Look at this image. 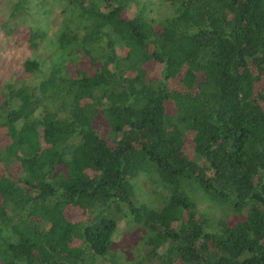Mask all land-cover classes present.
<instances>
[{
  "label": "trees",
  "instance_id": "16d2710c",
  "mask_svg": "<svg viewBox=\"0 0 264 264\" xmlns=\"http://www.w3.org/2000/svg\"><path fill=\"white\" fill-rule=\"evenodd\" d=\"M9 15L8 35L52 48L0 92V264H119L122 221L140 232L129 264H264V0H16Z\"/></svg>",
  "mask_w": 264,
  "mask_h": 264
},
{
  "label": "rangeland",
  "instance_id": "374dc122",
  "mask_svg": "<svg viewBox=\"0 0 264 264\" xmlns=\"http://www.w3.org/2000/svg\"><path fill=\"white\" fill-rule=\"evenodd\" d=\"M16 0H0V92L2 86L6 81L15 79L23 74L22 63L27 58H36L42 61L43 68L48 66L46 55L51 51V44L49 41L43 42L37 49H32L27 46L25 41L22 40V32L26 30L25 25L16 26L12 35H8L2 29L3 23L9 19L12 4ZM56 7L55 12L48 16V19H55L57 17ZM162 10V8L157 9ZM19 20V19H18ZM44 20V19H43ZM46 20V19H45ZM29 21V20H27ZM55 21V20H54ZM30 22H27V24ZM41 23H44L42 21ZM50 28V31H53ZM51 36V33H50ZM88 60H78V65L69 63L68 68L71 74H75V70L80 67H87ZM41 74H36L34 80H39ZM101 118V117H99ZM101 119H99V122ZM99 127L103 130V125L99 123ZM150 185L152 183L143 176L137 182V193L139 200H152L155 197L150 193ZM211 202L205 197H199L197 201L198 211L210 217L212 213H220L218 207L210 205ZM66 215L71 221H80L82 219V212L74 207H67ZM140 232L136 228H127L125 223L119 222L116 232L113 236L114 251L120 255L119 264H129L126 261L130 257H138L141 254V244L139 241ZM98 264H109L104 258L99 257Z\"/></svg>",
  "mask_w": 264,
  "mask_h": 264
}]
</instances>
